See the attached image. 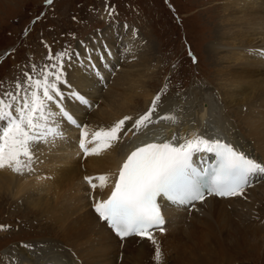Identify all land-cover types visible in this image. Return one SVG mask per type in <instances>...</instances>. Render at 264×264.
<instances>
[{"label": "bare ground", "instance_id": "bare-ground-1", "mask_svg": "<svg viewBox=\"0 0 264 264\" xmlns=\"http://www.w3.org/2000/svg\"><path fill=\"white\" fill-rule=\"evenodd\" d=\"M215 1L221 4L218 8L215 6V9L221 12L222 27L220 30L214 25L215 39L207 49L209 53L219 57L215 79L219 81L217 83L220 85L218 92L221 100L216 99L217 94L208 82L193 86L188 93H180L177 99L172 97L173 94L166 95L161 113L179 105L183 108L178 113L181 122H162L151 128L163 129L165 137H170L166 134L168 127H173L174 133L181 134L195 130L208 131L209 134L219 135L233 142L249 155L264 162V57L254 55L258 50L264 49V0ZM213 7L214 5H208L207 9ZM120 23L121 21L108 23L106 36L114 37L116 30H121ZM124 23L128 24L126 21ZM115 38L118 45L111 49V59L113 63L120 64L121 71L109 79L107 89L101 87L90 71L75 65V61L71 70H68L67 78L72 85L83 92L99 96L100 106L94 107L91 112L77 103L65 102L82 123L89 125L90 131L102 125H110L124 115L136 116L142 113L156 94V90H152L150 86L158 67L155 60L157 58L154 57L156 50L151 57L137 52L138 59L135 62L125 63L120 60V54L123 45L131 38ZM81 40L87 44L86 39L78 41ZM78 41L72 49H75L76 44L82 48ZM212 97L218 105L213 103ZM189 98L191 99L187 100ZM258 98L263 100L257 101ZM188 110L189 113H186ZM193 117L196 119L195 123ZM127 127H131V124H127ZM66 135L70 142L58 140L57 147L51 151L43 144L37 146L36 151L43 161L36 165L37 172L39 175L51 176V180L38 182L35 176L21 178L7 169L0 171V198L5 194H13L14 198L28 202L36 210H40L42 216L49 218L54 226L58 224L59 234L54 241L57 245L66 247L46 245L35 256L47 254L46 260L39 262L34 258L35 252L32 256L31 252L18 245L4 251L0 260L3 264H9L12 256L20 254L21 262L27 260L20 264H92L91 253L96 254V262L100 261L93 264H139L133 259L150 260L155 264L152 259L154 246L146 238H130L121 247V240L117 235L98 219L90 199L91 195H95L97 199H106L110 189L92 193L83 180L86 175L115 172L138 142L151 137L145 136L143 132L134 137L132 132H128L123 142L112 150L99 157H84L78 147L79 129L74 126L67 128ZM247 197V200L209 197L204 203L197 202L199 211L191 213L186 209L169 208L166 211L169 218L167 231L163 234L154 232L163 257L164 252L170 250L168 245L177 240L188 246L190 241L198 255L212 260L217 254L223 257L230 255L233 249L239 248L242 243L251 242L252 238H264V181L249 188ZM186 237L187 240L184 239ZM196 241L199 242L198 245ZM177 243L178 241L173 243L171 249H176ZM35 248L34 245L33 249ZM200 248L208 252H200ZM189 264L192 262L189 261Z\"/></svg>", "mask_w": 264, "mask_h": 264}, {"label": "snow or ice", "instance_id": "snow-or-ice-1", "mask_svg": "<svg viewBox=\"0 0 264 264\" xmlns=\"http://www.w3.org/2000/svg\"><path fill=\"white\" fill-rule=\"evenodd\" d=\"M45 3L51 4L52 0ZM104 10L109 18L116 14L114 7L106 5ZM122 27L127 30L130 26L124 23ZM137 37L138 31L132 28L131 39L123 45L121 61L132 63L138 59L139 49L133 43ZM89 39L90 45L78 41L83 52L71 47L53 52L45 45L49 63L39 71L35 63L31 64L30 70L22 73L23 80H14L12 91L0 90V171L7 169L21 178L35 176L38 182L51 180V176L37 172L36 165L43 163L37 146L43 144L51 151L57 147L58 140L70 142L66 129L73 126L79 129L78 147L84 157H99L112 150L123 142L128 132L134 137L141 132L150 136L128 152L115 172L86 175L83 180L92 193L110 189L106 199H97L95 195L90 199L98 219L117 235L121 247L130 238H146L154 246L155 264H162V248L154 232L167 231L166 211L169 208L186 209L189 213L199 211L197 202L204 203L209 197L247 200L248 189L264 181V162L208 131L173 133L165 137L163 129L153 130L151 126L162 122H181L178 113L183 109L179 105L161 113L168 83L142 113L124 115L110 125L90 131L89 125L82 123L65 102L77 103L91 112L100 106L99 96L72 85L67 78L68 70L75 61V65L90 71L101 87L107 89L109 79L121 68L119 63L112 62L113 53L102 35ZM254 55L264 57V49ZM192 59L195 62L194 56ZM129 123L131 127H127ZM10 227L0 224V231ZM21 247L31 251L34 245L22 243ZM20 261L19 256H12L9 264H20Z\"/></svg>", "mask_w": 264, "mask_h": 264}, {"label": "rangeland", "instance_id": "rangeland-1", "mask_svg": "<svg viewBox=\"0 0 264 264\" xmlns=\"http://www.w3.org/2000/svg\"><path fill=\"white\" fill-rule=\"evenodd\" d=\"M106 5L115 8L113 18L105 12ZM208 5L214 7L208 10ZM215 6L218 8L221 4L215 0H52L51 4L45 3V0H0V82H3L0 90L12 91L14 80H23L22 73L29 71L31 64L35 63L39 71L40 67L49 63L45 45L50 46L53 52H59L73 48L79 39H86L90 45V37L102 35L112 49L118 45L115 37L131 38L129 32L134 28L138 31V37L133 41L138 52L149 57L154 50L157 52L154 57L158 67L150 82L152 90L157 93L168 83L167 95L173 94L172 97L177 99L176 93H188L193 86L208 82L217 94L216 99L221 100L219 81L215 79L219 57L207 49L215 39L214 25L219 29L222 27L221 12ZM115 21H121V30H116L114 37L106 36V25ZM124 21L130 26L127 30L122 27ZM74 50L83 52L78 44ZM189 52L195 57V62ZM212 101L218 105L213 97ZM193 122H196L195 117ZM14 197L13 194H5L0 198V224L11 226L0 231V255L29 241L36 248L27 251L32 256L35 252L34 258L44 262L46 253L35 256L46 245L66 247L54 241L59 234L58 224L54 226L40 210ZM68 229L71 230V227L68 226ZM184 239L187 240V237ZM177 241L176 249H171ZM177 241L168 245L170 250L164 252L162 264H189V261L192 264H264V238H252L251 242L242 243L239 248L236 246L230 255L223 257L217 254L212 260L198 255L190 241L189 246ZM196 243L198 245L199 242ZM199 251L208 252L204 248ZM89 255L92 264L100 262H96V254ZM133 260L139 264H152L150 260Z\"/></svg>", "mask_w": 264, "mask_h": 264}, {"label": "water", "instance_id": "water-1", "mask_svg": "<svg viewBox=\"0 0 264 264\" xmlns=\"http://www.w3.org/2000/svg\"><path fill=\"white\" fill-rule=\"evenodd\" d=\"M167 132L168 134H172L174 132V128L173 127L168 128Z\"/></svg>", "mask_w": 264, "mask_h": 264}]
</instances>
